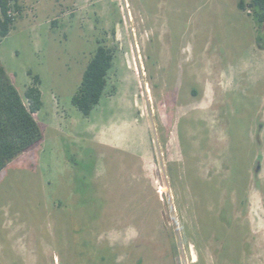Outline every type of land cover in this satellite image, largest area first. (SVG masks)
I'll list each match as a JSON object with an SVG mask.
<instances>
[{"label": "rangeland", "instance_id": "374dc122", "mask_svg": "<svg viewBox=\"0 0 264 264\" xmlns=\"http://www.w3.org/2000/svg\"><path fill=\"white\" fill-rule=\"evenodd\" d=\"M251 0H16L0 64L43 139L0 172V264H264V26ZM98 46L113 68L72 104Z\"/></svg>", "mask_w": 264, "mask_h": 264}, {"label": "trees", "instance_id": "16d2710c", "mask_svg": "<svg viewBox=\"0 0 264 264\" xmlns=\"http://www.w3.org/2000/svg\"><path fill=\"white\" fill-rule=\"evenodd\" d=\"M17 8L16 0H0V42L8 36L13 25L14 19L9 13ZM238 8L242 11L250 8L255 22L260 29L263 28L264 0H251L248 5L240 2ZM112 68V52L98 46L72 98L73 106L83 116L88 117L100 103ZM39 85V77L34 76L23 97L0 64V172L43 139L41 127L35 119L42 107Z\"/></svg>", "mask_w": 264, "mask_h": 264}, {"label": "built area", "instance_id": "2783aa9c", "mask_svg": "<svg viewBox=\"0 0 264 264\" xmlns=\"http://www.w3.org/2000/svg\"><path fill=\"white\" fill-rule=\"evenodd\" d=\"M11 12H12V11H11ZM11 12L9 13V15L12 17L13 15H12V13H11Z\"/></svg>", "mask_w": 264, "mask_h": 264}]
</instances>
